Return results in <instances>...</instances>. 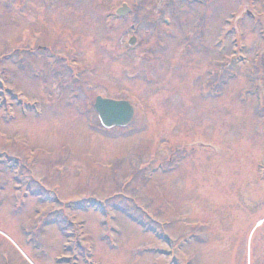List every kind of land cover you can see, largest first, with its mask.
Listing matches in <instances>:
<instances>
[{
  "label": "rangeland",
  "instance_id": "rangeland-1",
  "mask_svg": "<svg viewBox=\"0 0 264 264\" xmlns=\"http://www.w3.org/2000/svg\"><path fill=\"white\" fill-rule=\"evenodd\" d=\"M193 255L264 264V0H0V264Z\"/></svg>",
  "mask_w": 264,
  "mask_h": 264
},
{
  "label": "water",
  "instance_id": "water-1",
  "mask_svg": "<svg viewBox=\"0 0 264 264\" xmlns=\"http://www.w3.org/2000/svg\"><path fill=\"white\" fill-rule=\"evenodd\" d=\"M129 9L124 6L120 9L117 14L125 15ZM135 39H132L131 44H133ZM95 110L98 113L99 119L102 125L111 129L113 127H125L128 126L134 115V109L131 104L127 101H113L110 99L97 98L95 104Z\"/></svg>",
  "mask_w": 264,
  "mask_h": 264
},
{
  "label": "flooded vegetation",
  "instance_id": "flooded-vegetation-1",
  "mask_svg": "<svg viewBox=\"0 0 264 264\" xmlns=\"http://www.w3.org/2000/svg\"><path fill=\"white\" fill-rule=\"evenodd\" d=\"M197 240H198L197 238L192 239V241H194L195 243ZM192 257H193L192 263L195 264V262H196L195 256L193 255ZM192 263H190V264H192Z\"/></svg>",
  "mask_w": 264,
  "mask_h": 264
}]
</instances>
